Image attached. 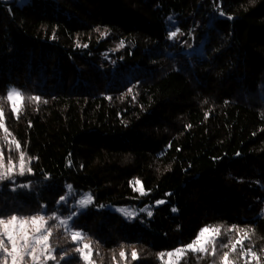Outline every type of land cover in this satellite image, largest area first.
I'll return each mask as SVG.
<instances>
[{
    "label": "trees",
    "instance_id": "1",
    "mask_svg": "<svg viewBox=\"0 0 264 264\" xmlns=\"http://www.w3.org/2000/svg\"><path fill=\"white\" fill-rule=\"evenodd\" d=\"M11 86L25 99L19 118L0 100V148L18 161V141L32 173L0 181L5 219L65 215L61 196L89 192L74 226L97 264H165L201 228L227 243L233 225L264 264V0H0V97ZM50 244L85 264L64 231ZM197 255L187 264H211Z\"/></svg>",
    "mask_w": 264,
    "mask_h": 264
},
{
    "label": "snow or ice",
    "instance_id": "2",
    "mask_svg": "<svg viewBox=\"0 0 264 264\" xmlns=\"http://www.w3.org/2000/svg\"><path fill=\"white\" fill-rule=\"evenodd\" d=\"M171 19V18H170ZM180 30L177 28L175 32H171L170 39H175ZM122 46V45H121ZM131 91V89L129 90ZM10 103L11 111L14 115L17 114V99L23 100V94L16 88H9L5 94V97H0V100H5ZM29 101H41V97H27ZM46 103L47 101H43ZM16 118H19L16 115ZM4 111L0 109V127H4L3 124ZM7 132L6 127H4ZM9 145L14 144L15 150L19 152L18 161H13L11 155L7 158V163L4 162L3 149L0 148V181L10 180L14 181L16 176H24L26 173L31 174L32 168L31 158L26 157L25 153L20 150V144L18 141H6ZM11 147L9 151L11 152ZM137 183H139L137 181ZM17 187H28V185H16ZM67 188H72L71 185ZM147 193L141 191V195ZM67 196H61L57 203H67ZM93 202L92 194H81L77 204L81 209L88 207ZM157 205L165 203L163 200L155 202ZM45 206H41V211H44ZM124 212V210H121ZM139 211H147L149 216L152 212L147 208L140 209ZM172 211H177L173 208ZM79 213L73 211L67 217H62L59 211H54L50 216L45 215H32L30 217H17L12 215L7 219L3 215H0V257H3L4 264H7L8 258H11V264H27L28 258L31 259L32 264H47L48 261H56L59 264V260H67L68 253L61 256L57 260V256L54 254L57 250L50 244V237L53 234L52 227L48 224L50 221H56L58 226H62L65 231L70 233L73 243H78L80 246L75 248V253L79 258L85 261V264H95V261L90 259L92 254V248L89 243H83L85 234L76 230L74 226V218ZM126 216H133L134 213L124 212ZM14 224L19 227H13ZM31 225V230L25 228V225ZM241 231L237 229V226L233 225L230 229H224L223 235H228L229 239L227 243L219 239L222 235L221 228L219 226H205L201 228L197 236L189 243L182 244L171 251L158 253V258L163 262L164 257L169 258L167 264H179L180 260L184 259L187 264L186 257L188 253L198 254L197 259L203 260L206 257H211V264H239L242 260L243 264H252V261H256L259 264V255L254 250L255 245L249 244L245 247V241H250L251 237L247 231L243 232V235L239 236L235 240L229 235L233 231ZM213 233V235H207ZM6 238V239H5ZM10 245L11 247L9 248ZM227 249V250H226ZM97 255L99 253L97 252ZM121 259H127L125 251L119 253ZM131 261L139 259L135 249L131 251ZM235 255L238 259L232 260L230 256ZM172 258H175L173 260ZM115 259V257H113ZM130 264V262H129Z\"/></svg>",
    "mask_w": 264,
    "mask_h": 264
},
{
    "label": "rangeland",
    "instance_id": "3",
    "mask_svg": "<svg viewBox=\"0 0 264 264\" xmlns=\"http://www.w3.org/2000/svg\"><path fill=\"white\" fill-rule=\"evenodd\" d=\"M198 50H199V52H200V50H201V47H199L198 48ZM186 52L188 53V54H191V52H192V50H186ZM9 88H13V86H11V87H9ZM18 90V89H17ZM21 101L22 100H20V99H17V110L19 109V107H20V105H21ZM10 104V103H9ZM11 106V105H10ZM136 187H137V189H138V192L139 193H141V191H143L142 190V188L140 187V185L138 184V185H136ZM89 192H84V193H81V194H84V195H87ZM81 194L80 195H76V196H72V193H70V192H68L65 196H67V203H59V204H62V205H64V206H66V210L68 211L65 215H62V214H60L62 217H67V216H69L70 215V213L71 212H73V211H76V212H82V211H84L86 208H83V209H81L80 207H79V205L76 203L77 202V200H79L80 199V197H81ZM92 204V203H91ZM156 204V203H155ZM152 206L153 205H148V206H145V207H141V208H138V207H136V206H126V205H123V206H111V205H109L108 207L110 208V209H112V211H114V212H117V213H119L120 215H122L125 219H127V220H133L134 218H136L140 213H147V211H144V212H141V211H139L140 209H143V208H147L148 210H151V208H152ZM124 210V212H129V213H134V215L133 216H126L125 214H124V212H122L121 210ZM54 212V211H53ZM60 213V212H59ZM52 214V212H50L49 214H47L46 212H41V213H39V214H34V215H45V216H50ZM32 216V215H31ZM17 217H22V216H17ZM23 217H30V216H23ZM49 227H52V229H53V231H57V230H61V231H64L65 233H67L69 236H70V233H68L67 231H65V229L62 227V226H58V224H57V222L56 221H50L49 222V225H48ZM13 227H19V225H17V224H14L13 225ZM25 228H28L29 230H31V225L30 224H28V225H25L24 226ZM75 229L76 230H80V229H77L76 227H75ZM207 235H213V233H209V234H206V236ZM70 239H71V236H70ZM83 243H89L90 245H91V243H90V241L88 240V239H84L83 240ZM76 244V247L77 246H80L78 243H75ZM11 247V246H10ZM91 248H92V246H91ZM90 259L91 260H93L92 259V254H91V256H90ZM173 260H175V258H172ZM10 260H11V258H10ZM168 260H169V258L167 257V256H165L164 257V263L165 264H167V262H168ZM84 261V260H83ZM94 261V260H93ZM84 263H85V261H84ZM27 264H32V261H31V259L30 258H28V260H27ZM95 264H97L96 262H95ZM240 264H243V262L242 263H240ZM252 264H257V262L256 261H252Z\"/></svg>",
    "mask_w": 264,
    "mask_h": 264
}]
</instances>
